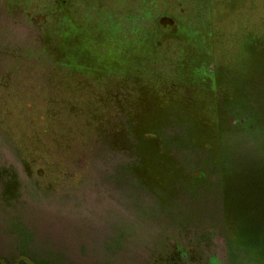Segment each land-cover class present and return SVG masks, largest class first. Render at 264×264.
Segmentation results:
<instances>
[{"label":"rangeland","instance_id":"rangeland-1","mask_svg":"<svg viewBox=\"0 0 264 264\" xmlns=\"http://www.w3.org/2000/svg\"><path fill=\"white\" fill-rule=\"evenodd\" d=\"M0 264H264V0H0Z\"/></svg>","mask_w":264,"mask_h":264},{"label":"trees","instance_id":"trees-1","mask_svg":"<svg viewBox=\"0 0 264 264\" xmlns=\"http://www.w3.org/2000/svg\"><path fill=\"white\" fill-rule=\"evenodd\" d=\"M117 31H118V30H117ZM79 36H81V34H80Z\"/></svg>","mask_w":264,"mask_h":264}]
</instances>
